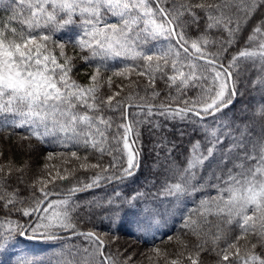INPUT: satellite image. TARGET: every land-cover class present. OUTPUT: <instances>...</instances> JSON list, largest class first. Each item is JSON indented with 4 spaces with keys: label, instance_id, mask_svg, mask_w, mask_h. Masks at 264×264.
<instances>
[{
    "label": "snow or ice",
    "instance_id": "obj_1",
    "mask_svg": "<svg viewBox=\"0 0 264 264\" xmlns=\"http://www.w3.org/2000/svg\"><path fill=\"white\" fill-rule=\"evenodd\" d=\"M196 9L207 15L208 29L222 25L227 32V39L219 41L222 51L207 52V46L214 42L205 34L189 43L185 30L192 25L199 29L203 19ZM0 10L10 13L7 23L0 21V128L23 129L27 133L25 139L35 137L44 142L46 138H53L65 147L91 148L100 156L107 153L111 157L106 165L81 164V168L91 167L98 171L82 187L73 186L63 194L57 193L62 199L50 200L54 193L47 187L57 180L69 179V175L59 172L50 180L34 182L30 197L33 204L28 207H16L24 204L18 191L0 195L6 210V215L0 217V256L7 254L21 239L62 241L83 237L88 242L87 247L72 246L74 251L65 247L55 261L51 257L21 255L13 264H116L115 258L106 253L107 244L99 234L77 230L73 214L81 207L87 209L89 216L103 213L100 219L114 225L116 231L129 216L136 218L134 227L138 231L159 227L166 224L168 218L181 213L184 201L204 187H197V177L201 175L197 169L202 171L206 164L215 161L221 171L209 173V176H215L217 182L211 186L217 195L200 201L197 219L192 218L191 211L184 218V228L202 242L196 245L195 253L189 252L186 256L178 253L177 259H172L170 264H200V254L208 250L209 242L202 239V233L211 240V251L219 257L217 264H264V252L255 251L258 247L264 249V143L254 144L249 154L244 133L233 135L231 125L221 121L225 110L236 103L238 80L234 73L237 62L251 60L264 72V40L257 47L240 50L227 65L223 62L229 47L247 25L255 22L248 36L249 43L264 37V0H219V3L194 6L181 0H0ZM113 18L116 22H110ZM13 22L18 27H10ZM65 32L73 35L62 41L57 34ZM67 44L79 48L82 53L86 51L87 55L80 58L90 66L95 65L88 85L71 78L73 66L71 57L65 55ZM55 48L60 50L62 63L54 54ZM118 59L125 64L128 60H142L146 71L141 70L137 75H147L148 87H154L157 73L161 77L167 74L170 63L173 75L168 76L169 86H175L181 95L189 89H199V93L195 99L185 100L183 106L176 107L163 103L159 106L134 105L131 94L129 103L124 104L116 99L119 93L99 101L97 92L103 75L111 67L109 62ZM133 72L136 67L126 64L113 75L127 77ZM107 83L111 87L112 77H108ZM253 83L260 84L264 91V76ZM158 95L153 91V96ZM113 105L115 110L123 109L121 119L128 122L116 125L115 134L109 140L112 118L98 113L105 106L112 110ZM132 107H137L139 112L131 113ZM132 115H145L146 119L130 121ZM253 115L264 118V104H260ZM165 121L171 122L173 128L176 122H181L191 126L194 132L200 129L210 147L205 154L201 151L200 140L192 144L191 156L178 182L169 183L165 179L157 186V181L152 179L148 184L156 189L155 192L147 191L146 184L133 189L129 196L123 195L121 188L136 183L142 167V149L136 146L141 142L137 126L148 124L150 132L170 131ZM213 123L215 128L211 127ZM183 135L181 130V138ZM229 137L231 142L225 148ZM164 139L161 137L162 141ZM161 146L165 145H155ZM176 147L178 145L173 144L168 149L169 155ZM71 155L79 158L75 151ZM51 157L49 153V159ZM253 160V167L244 166L245 162ZM230 163L231 168L228 167ZM11 171L9 167L8 174ZM8 174L0 167V190ZM18 179L23 182L22 177ZM36 184L43 185L38 189L39 197ZM102 187H111L113 194L106 199L90 200L85 205L74 202L77 193ZM12 215H18L19 219H11ZM209 217H215L214 224ZM237 228L240 234L228 243ZM252 236L256 237V243L242 253L240 241L250 243ZM221 240L226 243L222 249L218 247ZM132 260L133 257L128 256L124 264H131Z\"/></svg>",
    "mask_w": 264,
    "mask_h": 264
},
{
    "label": "trees",
    "instance_id": "obj_2",
    "mask_svg": "<svg viewBox=\"0 0 264 264\" xmlns=\"http://www.w3.org/2000/svg\"><path fill=\"white\" fill-rule=\"evenodd\" d=\"M183 3H190L193 6L197 4H212L219 3V0H181ZM198 15L203 19L199 25V29L195 25L186 29V36L191 43L201 34H205L209 37L211 43L205 49L209 53H215L222 51L219 41L227 39V32L221 25L218 28H207V15L201 9H196ZM228 13H226L227 15ZM10 13L0 10V21L7 23V17ZM188 17L186 16V19ZM78 20V18H77ZM110 22H116L113 18ZM253 24L247 25L245 30H242L238 35L236 42L229 47L227 57L223 61L227 65L228 61L233 55H236L240 50L244 48L257 47L264 37H258V39L252 43L248 42V36L252 32ZM10 27H18V24L13 22ZM75 28V26H73ZM78 32L79 29L77 28ZM60 36L62 41H66L69 36H72V32H65ZM50 48L52 45L49 46ZM54 54L57 56L59 62H63V58L60 57V50L54 49ZM65 55L71 57V63L73 70L71 72V78L76 80L81 85H88L90 83V76L94 70L95 65H89L83 61L80 57L87 55V52H81L79 48H73L71 44H67L65 47ZM110 69L104 73L103 81L97 95L99 101H105L108 96L113 93H119L116 97L117 100H122L124 104H128V97L131 94L133 99L131 103L134 105H156L159 106L162 103L171 106H183L185 100L195 99L199 93V89H189L181 95L178 93L175 86L170 87L168 83V76L173 75L171 71V64L169 63L166 75L161 77L159 73L156 74V82L154 87H148L147 75L139 76L137 72L143 69V61L128 60L127 65L136 67V72L128 75L127 77H117L113 73L126 66L125 63H121L120 60L110 61ZM238 67L234 75L238 80L237 88L238 95L234 106L225 110L224 115H231L235 118H245L244 130L246 128L245 137L246 143L254 141L260 142L264 137V118L260 116H254L257 108L260 106L261 101L264 98V91L260 84H254L258 77L264 76V72H261L257 66H254V62L251 60L241 59L238 62ZM259 61L255 62L258 65ZM139 65V67H137ZM155 66V65H153ZM185 71V68L183 69ZM108 77H112L111 87L108 85ZM153 91L159 93L158 96H153ZM176 98V99H174ZM116 106L113 105V109L110 110L105 106L101 113L105 118L111 117L113 121L112 128L109 130V140L115 134L116 125L126 123L122 120V111L115 110ZM83 111V109H81ZM131 113H138L137 107L129 109ZM145 115H132L129 117L130 121L145 120ZM153 120L157 117H153ZM162 119V118H160ZM248 121V122H247ZM247 122V123H246ZM168 128L171 130L165 131H149L148 124L138 125L140 133V143L136 146L142 149V167L137 177V182L130 184L128 188H121L123 195L129 196L133 189L143 187L148 184L152 179L159 182L167 179L169 183H176L179 180L180 172L187 166L188 158L191 156V147L195 141H201V147L204 145L205 134L197 129L195 132L191 126H186L184 123L176 122L175 128L172 127L171 122L165 121ZM184 132L181 138L180 132ZM123 129H121V132ZM27 133L23 129L12 128H0V167H3V173L8 174L9 167L12 168L10 174L7 175L3 190H0V195H6L13 191H18L20 196L24 198V204H17L16 207H28L33 204L30 197L33 195L32 185L34 182L43 180H50L52 176H55L57 172L60 175H69V179L65 182L57 180L55 183L47 185L48 189L53 193H65L67 189L78 186L82 187L90 181L98 169L94 168H81V164L93 165L97 163L108 164L111 157L105 153L100 156L98 152L89 148L63 146L53 138H46L44 142H41L35 137L27 138ZM164 137V141L161 140ZM166 142V143H165ZM164 144L159 148L155 145ZM173 144L178 145L174 148L169 155L168 149L172 148ZM122 147V145H121ZM77 152L78 159L72 157L71 153ZM49 153L52 154L49 159ZM159 153V155H157ZM87 157V159H85ZM47 165V167H45ZM22 169V171H17ZM67 170V171H66ZM19 177L23 178V182L19 181ZM43 187L42 184H36V195L39 197L38 189ZM149 192H155L156 189L150 184L146 189ZM113 194L111 187L109 188H97L86 192L78 193L74 196V202L76 204L85 205L88 201L93 199H99L104 197L105 199ZM63 196L52 197V199H62ZM6 215V210L2 207L0 202V217ZM103 213L96 212L89 216L87 209L81 207L76 213L73 214V222L77 225L78 231H94L105 240L107 244L106 253L112 255L116 264H124V261L128 256H132L133 260L131 264H170L172 259H177L178 253H184L186 256L189 252L195 253L198 249L196 245L201 243L192 232L184 227L170 229L168 222L172 221V217L168 218L166 224H162L159 227H152L147 231H138L134 227L135 217L129 216L120 225L119 231L115 230V226L110 224L107 220H102L100 217ZM13 220L19 219L18 215H12L10 217ZM69 234V233H68ZM63 235V233H62ZM171 237V239H170ZM202 239H208L209 242L206 245L207 251L201 252L200 264H217L219 257L214 251H211L213 245L209 237L204 236L202 233ZM250 243H246L245 240L240 241L241 252L246 249H251V244L256 243V237L249 238ZM233 242L229 240L228 243ZM31 245H40L39 242L32 240L27 241ZM186 245V247H185ZM84 248L88 246V242L83 237L72 238L70 240H56V244L52 247L46 248L41 246L42 254L40 257H51L54 261L59 257L60 250L68 247L72 248ZM220 249L224 248L221 241L218 244ZM226 247V246H225ZM159 250L158 252L156 250ZM75 248H72L74 251ZM257 253L264 252V249L257 248ZM79 257H77V260ZM190 264V262H189Z\"/></svg>",
    "mask_w": 264,
    "mask_h": 264
},
{
    "label": "rangeland",
    "instance_id": "obj_3",
    "mask_svg": "<svg viewBox=\"0 0 264 264\" xmlns=\"http://www.w3.org/2000/svg\"><path fill=\"white\" fill-rule=\"evenodd\" d=\"M184 62L188 63L189 61H184ZM185 71H188V69L185 68ZM261 104H264V98L261 101ZM221 121L229 123L231 125L232 129L234 130L233 135L240 136L241 132H243L244 133V139H245V137L248 136L247 134L245 136V132H246V130H244L245 118H241V117L235 118L234 116L227 114V115H224L221 117ZM211 127L215 128L216 124H214V123L211 124ZM237 128H239V131H235ZM222 131H227V129H223ZM230 142H231V137H229L228 142H226L224 144V147L227 148L229 146ZM260 142L264 143V137ZM245 143H246V141H245ZM246 144L248 145L249 154H252V147L254 144H257V143L254 141H250ZM208 147H210V144L205 140V136H204V145H203V147H201V151L206 154ZM257 155H258V152H257ZM234 162L240 163L239 160H235ZM254 164H255V161L253 160L250 162H245L244 166L246 168H249V167H253ZM228 167L231 168L232 164L231 163L228 164ZM220 171H221V169L216 167L215 161H213L211 164H206L202 171L200 169H197V172L201 173V175H199L197 177V179L199 180V184L197 185V187L199 188L200 185H204V187L202 189H200L198 194H195L193 196H189L184 201V203L182 205L183 211L181 213H177L175 216L172 217V221L168 222L169 227H171L170 229H176L178 227H180V228L184 227L183 226L184 225V218L189 215L190 211H191L193 219L198 218L197 214L199 212L200 201L202 199L214 197L217 195L216 189L211 186V185H215L217 181L215 179V176L210 177L209 173H219ZM224 171L227 172V169H224ZM52 200H56V199H52ZM44 206L47 207V204H45ZM249 214H251V213H249ZM209 219L213 222V224L215 223V217H209ZM204 231L205 232L208 231L207 227H205ZM212 231L214 232L215 229L213 228ZM239 234L240 233H239L238 228L234 229L233 234L229 240H234L235 236H237ZM26 241L21 239V241L14 248L10 249L7 254L0 256V264H13L14 259L18 256H21V255H27L29 257H32V256L40 257V255L42 254L41 246H45L46 248H49V247H52L56 244V241L32 240L34 242H39L40 245H38V244L37 245H31V244L27 243ZM221 243H222L223 247L226 246V243L223 240H221Z\"/></svg>",
    "mask_w": 264,
    "mask_h": 264
},
{
    "label": "water",
    "instance_id": "obj_4",
    "mask_svg": "<svg viewBox=\"0 0 264 264\" xmlns=\"http://www.w3.org/2000/svg\"><path fill=\"white\" fill-rule=\"evenodd\" d=\"M173 107H176V106H173ZM126 122H128V121H126ZM87 191H89V190H87ZM83 192H86V191H83ZM79 193H82V192H79ZM57 194V192H55L54 193V195L52 196V197H58V196H62V195H56ZM60 194H63V193H60ZM78 194V193H77ZM51 198V197H50ZM83 232H87V231H83ZM68 235H70V234H68ZM23 240H25V239H23Z\"/></svg>",
    "mask_w": 264,
    "mask_h": 264
}]
</instances>
